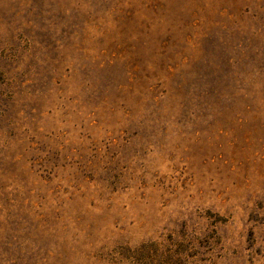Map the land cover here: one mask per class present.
Here are the masks:
<instances>
[{
  "label": "rangeland",
  "instance_id": "374dc122",
  "mask_svg": "<svg viewBox=\"0 0 264 264\" xmlns=\"http://www.w3.org/2000/svg\"><path fill=\"white\" fill-rule=\"evenodd\" d=\"M0 264H264V0H0Z\"/></svg>",
  "mask_w": 264,
  "mask_h": 264
}]
</instances>
